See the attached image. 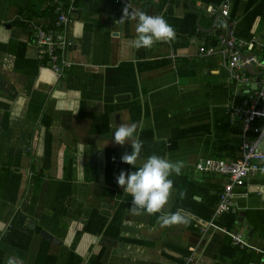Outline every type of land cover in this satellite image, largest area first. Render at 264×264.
Here are the masks:
<instances>
[{"label": "crops", "instance_id": "crops-1", "mask_svg": "<svg viewBox=\"0 0 264 264\" xmlns=\"http://www.w3.org/2000/svg\"><path fill=\"white\" fill-rule=\"evenodd\" d=\"M58 6L67 21L57 30ZM126 7L163 17L175 40L133 47L137 21L122 19ZM37 27L70 42L59 51L70 63L64 77L41 60ZM229 32L244 57L264 62V0H0V264L9 256L22 264H178L190 255L192 264L264 262L262 168L234 188L219 228H205L231 177L196 164L242 156L243 122L229 110L250 102L221 53L218 36ZM253 71L264 75V63ZM246 72L253 89L257 75ZM120 124H135L143 143L135 168L152 154L184 162L164 213L183 210L186 224L161 228V213L130 215L131 197L115 179L118 163L135 170L121 162L131 144L114 143Z\"/></svg>", "mask_w": 264, "mask_h": 264}, {"label": "built area", "instance_id": "built-area-1", "mask_svg": "<svg viewBox=\"0 0 264 264\" xmlns=\"http://www.w3.org/2000/svg\"><path fill=\"white\" fill-rule=\"evenodd\" d=\"M114 1L116 3L124 2V0ZM64 9V7L59 6L57 8L58 15L55 23L57 30L67 21V15L64 13ZM220 12L224 18H228L230 12L228 3L221 6ZM211 13L216 14L217 9L212 7ZM57 30L45 31L43 28L37 27L34 38L41 60L47 58L50 61L52 70L59 78H62L64 77L65 69L70 66V63L59 55V51H65L70 42L64 34ZM218 38L219 44L222 47L221 53L226 61V68L232 76V79L243 87V94L245 93L249 96L250 102L249 104H235L229 110L233 120L240 119L243 122L242 156L233 161L207 159L196 164V168L199 171L216 172L231 177V183L225 186V192L221 196L213 219L205 228H219L214 221L230 211L234 188L244 186L249 174L256 173L264 167V163H262L264 161V75L258 83V88L253 90L250 88L252 85L251 77L246 72V65L252 63L262 65L264 62H258L257 57L251 55H246L243 60L244 53L242 52V48L244 45L239 42L232 32H229L227 35L221 34ZM252 48L253 45L248 50L251 51ZM201 52L214 54L215 49L209 48L206 50L205 48H201ZM250 133H253L255 136L250 138ZM221 230L230 234L234 244L241 248L248 246L240 234H233L225 229ZM193 260V256L190 255L186 258L185 263L178 264H192Z\"/></svg>", "mask_w": 264, "mask_h": 264}, {"label": "clouds", "instance_id": "clouds-1", "mask_svg": "<svg viewBox=\"0 0 264 264\" xmlns=\"http://www.w3.org/2000/svg\"><path fill=\"white\" fill-rule=\"evenodd\" d=\"M125 16L137 21V36L131 42L136 49H150L154 43H171L176 38L175 29L161 16H151L143 11L129 12L127 7L124 9L122 19ZM113 132L115 144L121 146L126 143L131 144V154L124 153L121 156V162L135 168L143 148V143L135 138L136 125L120 124ZM184 167L183 161L173 162L165 157L152 154L134 171L129 173L122 170L115 179L123 192L131 197L130 215L153 216L161 213L157 218V224L161 228L186 224L187 220L182 214L183 210L164 213L165 206L168 205L174 190V181L170 177L182 175ZM261 171H264V168ZM185 196L186 192L181 190L179 198L184 199ZM6 264H22V260L18 256H9Z\"/></svg>", "mask_w": 264, "mask_h": 264}, {"label": "water", "instance_id": "water-1", "mask_svg": "<svg viewBox=\"0 0 264 264\" xmlns=\"http://www.w3.org/2000/svg\"><path fill=\"white\" fill-rule=\"evenodd\" d=\"M245 57H243L242 59L244 60ZM256 63H252L250 65H246V68L248 69V71L253 74V75H257V79H256V83L254 84V86H252L253 89L257 88L258 83L260 82L261 78H262V73H257L253 71V68H255ZM42 235L49 240L50 242L54 243V244H60L61 241H59L58 239L54 238L51 234H49L46 231L42 232Z\"/></svg>", "mask_w": 264, "mask_h": 264}, {"label": "trees", "instance_id": "trees-1", "mask_svg": "<svg viewBox=\"0 0 264 264\" xmlns=\"http://www.w3.org/2000/svg\"><path fill=\"white\" fill-rule=\"evenodd\" d=\"M219 37V36H218ZM219 41V40H218ZM212 43H214V44H216V43H218L216 40L215 41H212ZM236 83V82H235ZM241 101H242V99H239V101L237 102V103H239L240 105L242 104L241 103ZM245 104H247V103H245ZM238 120H240V119H238ZM241 121V120H240ZM242 132H243V128H242V130L239 132V133H241L242 134ZM243 135V134H242ZM249 136H250V138H253L255 135L253 134V133H250L249 134ZM115 155V154H114ZM116 156V155H115ZM235 160H237V159H235ZM233 161V160H232ZM115 163H116V161H114ZM117 171H118V174L123 170L122 169V165H120V163H118L117 164ZM122 169V170H121ZM58 195H60V193L58 194ZM61 198V197H60ZM219 199H220V196H219ZM219 202V201H218ZM208 213H209V216L211 215L212 216V214L214 213V209H212V208H210L209 210H208ZM226 226H227V228L229 229V227L231 228L232 226H233V221L231 220V221H228V222H226V224H225Z\"/></svg>", "mask_w": 264, "mask_h": 264}]
</instances>
